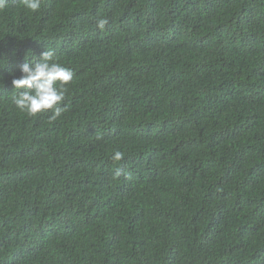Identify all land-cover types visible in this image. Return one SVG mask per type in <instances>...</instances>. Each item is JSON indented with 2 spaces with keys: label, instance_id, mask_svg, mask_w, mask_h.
Here are the masks:
<instances>
[{
  "label": "trees",
  "instance_id": "obj_1",
  "mask_svg": "<svg viewBox=\"0 0 264 264\" xmlns=\"http://www.w3.org/2000/svg\"><path fill=\"white\" fill-rule=\"evenodd\" d=\"M47 49L55 120L11 102ZM0 264H264V0H8Z\"/></svg>",
  "mask_w": 264,
  "mask_h": 264
},
{
  "label": "clouds",
  "instance_id": "obj_2",
  "mask_svg": "<svg viewBox=\"0 0 264 264\" xmlns=\"http://www.w3.org/2000/svg\"><path fill=\"white\" fill-rule=\"evenodd\" d=\"M8 0H0V10L7 7ZM23 6L35 13L41 8L42 0H21ZM106 19H99L97 26L104 29ZM21 75L13 78V94L11 102L19 111L28 116L51 110V119L59 118L65 111L61 107L65 100L67 85L73 81V71L54 60V50L47 49L41 53L39 59L29 60L20 66ZM99 138V137H98ZM123 158V153L115 151L114 161ZM119 173L117 172V175Z\"/></svg>",
  "mask_w": 264,
  "mask_h": 264
}]
</instances>
